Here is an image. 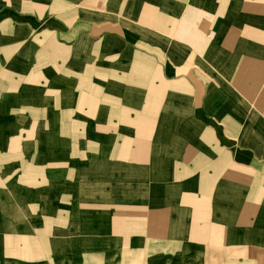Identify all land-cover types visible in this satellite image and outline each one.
Instances as JSON below:
<instances>
[{"label": "crops", "instance_id": "crops-1", "mask_svg": "<svg viewBox=\"0 0 264 264\" xmlns=\"http://www.w3.org/2000/svg\"><path fill=\"white\" fill-rule=\"evenodd\" d=\"M73 1L0 0V184L72 203L82 228H110V251L121 244L129 258L121 264H264V0H173L172 22L153 8L124 12L161 34L159 49L146 32L136 42L110 28L93 36L88 5L75 32ZM204 56L225 81L201 100L185 74ZM171 73V88L155 79ZM257 94L251 134L235 122ZM197 103L216 105L225 128L202 127L185 107ZM122 104L148 114L123 117ZM237 133L254 158L228 141Z\"/></svg>", "mask_w": 264, "mask_h": 264}, {"label": "rangeland", "instance_id": "rangeland-1", "mask_svg": "<svg viewBox=\"0 0 264 264\" xmlns=\"http://www.w3.org/2000/svg\"><path fill=\"white\" fill-rule=\"evenodd\" d=\"M207 1L210 2L209 0ZM233 1L238 2L240 0ZM117 2H121L124 6H110L112 0H74L72 11L74 12L75 18L73 20L75 32H81V18L85 16V14L81 13L78 9H80L81 4L88 5L91 25L85 26V28L89 29V33L95 34L93 36L96 37L101 32L104 33L103 30L106 33V31L113 32L112 30L116 29L121 38L124 37L129 41L136 42V40H139L141 33L146 32L147 34H152L154 40H159L153 43L154 48L159 49L161 47L159 39L161 34L146 27L137 26L136 23L132 22L134 19L126 18L123 16V13L125 12L127 13L126 15L129 16V12H136L138 18H140L146 11L150 10L149 8H153V11L158 16L164 15L169 17L172 22V20H176L177 17L176 1L117 0ZM118 5H120V3H118ZM111 8L114 9V11H112ZM98 17L106 19V22L101 21V24H98ZM137 27L141 31L137 32L138 34L134 32L132 35L133 38H131L126 30L130 28L135 30ZM84 31L86 30L84 29ZM138 47L147 51L145 43ZM206 57L208 56H204L200 59V67L196 66L200 68V72L186 71L185 74L189 82L196 81L202 85L201 100L206 96H211L210 89L207 88V86H210V83L225 81V78L220 73L214 71L211 60ZM191 65L192 66L187 67L188 70H193L195 68L194 64L191 63ZM122 70H124V68H122ZM178 76L177 73H171L162 79V75L160 78L159 75L155 74V79L160 85L162 82H165L168 84V87L171 88V86H173V80H177ZM105 91L113 94V90L105 89ZM151 91L152 89L146 90L143 88L139 94L146 95ZM160 91L163 90L160 88L155 89L153 93L154 95H161ZM128 93L131 96L130 89L128 87H123L121 89V95L123 94L122 99H127L125 96L128 95ZM259 96L260 94L255 96V100L249 106V109L245 106L247 109L245 119H241V122H235L237 127L251 134L254 131L257 132L259 125L258 122L250 120L252 116L256 114L254 113V103L257 102ZM163 106L162 104L154 106V112H161ZM146 107L149 106L122 104V115L123 117L135 116L133 112H137L138 114L144 113L143 117H145L148 114ZM185 107L192 115L197 114V116H199L197 119L204 124L202 127L225 128L222 120H213L217 110L216 105L208 106V104L205 103H197L186 104ZM218 107L224 106L218 105ZM174 108H176V105H174ZM207 117L208 119H203ZM124 122L126 127H129V123L125 120ZM155 123H157L156 119ZM140 125L139 123V126ZM143 128L146 127L144 126ZM184 128L186 129V133H193V129H199L201 127H196L194 125L193 127H189L188 124H186ZM203 133L204 131L201 132V134ZM222 138L226 140L225 136L219 137L218 139L222 140ZM88 140L93 141L92 138ZM123 140L127 139L123 137ZM240 140V134L237 133L234 138L228 141L241 151L240 153L245 152L254 158L255 151L251 150L252 143L247 144L250 147L242 149V147H239ZM13 183L12 180H9L8 182H1L0 184V264H113L116 262L121 264L120 260L123 256L126 262H128V256H125V252L121 251V244L116 248L118 251H110L109 247L115 242L110 228H82L84 217L82 218L80 210H75L74 216L72 215V203L67 207V202L65 201L49 202L48 200H34L33 197L35 195L28 194L25 188L18 187ZM20 188L24 190L22 191ZM56 203L58 209L54 211L53 207ZM109 252H114L115 254ZM107 254L116 256L109 259Z\"/></svg>", "mask_w": 264, "mask_h": 264}, {"label": "bare ground", "instance_id": "bare-ground-1", "mask_svg": "<svg viewBox=\"0 0 264 264\" xmlns=\"http://www.w3.org/2000/svg\"><path fill=\"white\" fill-rule=\"evenodd\" d=\"M200 205V204H199Z\"/></svg>", "mask_w": 264, "mask_h": 264}]
</instances>
